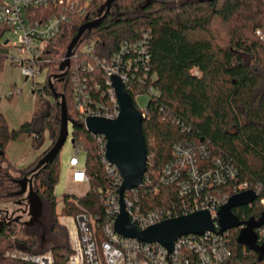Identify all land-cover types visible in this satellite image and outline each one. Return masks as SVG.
<instances>
[{
  "label": "trees",
  "instance_id": "trees-1",
  "mask_svg": "<svg viewBox=\"0 0 264 264\" xmlns=\"http://www.w3.org/2000/svg\"><path fill=\"white\" fill-rule=\"evenodd\" d=\"M105 3L106 0H81L78 8L67 9L71 22L46 46V94L53 95L49 86V79L54 76L52 69L60 71L79 27L98 18ZM45 10L47 14L53 9ZM106 16L81 37L64 78L53 77L54 88L64 89L60 93L65 95L68 117L74 122L73 144L77 150L86 151L90 189L81 196L65 193L62 209L57 212L55 186L60 177V153L38 167L33 189L40 195L41 214L45 211L46 218L24 222L0 209V239L6 242L3 256L13 249L35 254L52 250L57 264H64L71 244L60 217H78L82 212L104 216V198L109 191H118L106 172L98 137L85 128L83 116L76 110L73 88L74 79L80 77L91 90L92 102L106 101L102 92L109 88L106 67L110 64L119 65L121 71L128 73L130 81L126 86L133 100L137 93L147 94L153 87L142 124L148 150L144 179H149L138 190L142 210L167 206L181 209L185 198L192 201L179 195L178 179L166 184L160 181L165 167L177 159L176 146L183 143L192 145L201 173L209 168L224 172L227 182L208 185L207 191L230 198L239 185L246 183L259 196L251 205L235 208L234 213L241 220L264 215V0H115ZM258 31L262 34L258 35ZM143 39L145 55L139 48L121 51L123 44H136ZM89 46L93 49L88 50ZM3 65L0 60V67ZM49 102L46 112L35 113L18 129L11 128L0 111V201L21 200L25 204L27 198L25 193L20 194V179L32 172L59 137L62 105L59 97ZM45 131L50 133L48 147L35 163L17 169L7 158L8 142L27 133L33 147L41 148L46 141ZM175 168L182 178L188 177L187 168ZM228 171L235 175L230 176ZM130 194L133 192L127 193ZM37 222L42 223L39 229L25 227L26 223ZM263 228L264 225L256 231ZM240 229L229 231L234 255L226 264H264L256 251L238 243ZM260 239L261 236L259 243L264 244Z\"/></svg>",
  "mask_w": 264,
  "mask_h": 264
},
{
  "label": "built area",
  "instance_id": "built-area-1",
  "mask_svg": "<svg viewBox=\"0 0 264 264\" xmlns=\"http://www.w3.org/2000/svg\"><path fill=\"white\" fill-rule=\"evenodd\" d=\"M81 0H0V60L2 63L9 60L12 65H17L28 81L35 85L39 83L38 78H47L49 58L44 44L46 41L56 38L62 27L71 22L69 10L78 8ZM53 9L46 14L45 9ZM81 12L84 8L80 7ZM9 32L16 36L13 41ZM146 36V35H145ZM139 41L136 44L121 46L124 49L139 48L141 54L145 55V43ZM139 44L143 46L137 47ZM93 47L89 46L88 50ZM120 54H115L118 60ZM108 73V89L102 92L106 101L92 102V94L87 83L80 77L73 81L74 102L83 122L88 117L100 116L115 119L120 114V102L118 101L114 87H112V75H120L125 86L129 83L128 73L121 71L119 65L106 67ZM127 87V86H126ZM151 87L147 94L151 93ZM141 93H137L140 95ZM145 94V93H143ZM133 100V99H132ZM135 100V99H134ZM92 102V103H91ZM91 103V104H89ZM137 108L145 116L144 107L134 101ZM95 135V134H94ZM101 144L105 169L118 186V191H109L105 200V214L96 216L82 212L78 217H64L63 222L67 225L70 236L71 250L66 256L64 264H226L234 255L230 245L229 231L218 234L216 231H208L204 234H185L179 237L173 250L167 249L160 242L149 243L121 235L115 228V221L121 211L120 188L123 182L121 172L116 166L105 157L106 139L104 135H96ZM38 134L35 135V138ZM177 159L165 167V175L160 181L164 184L179 180V195L190 197L192 201L182 202L181 209L176 207H154L150 210H142L139 205L138 190L149 183V179H143L139 187L127 191L124 194L126 209L134 225L140 229H146L153 224L167 220V218L178 217L182 214H189L195 210H210L214 223L218 226L219 209L229 200L226 194L214 195L208 185H222L226 183L223 171L209 168L201 173L196 166V154L190 144L179 143L176 146ZM70 159L72 177L68 186L69 193L77 196L85 194L89 189L90 176L86 172V163L81 166L77 155ZM218 164L220 162H217ZM176 165L187 168L188 177L182 178L179 175ZM174 166V167H173ZM234 176L233 171H228ZM86 190H85V188ZM84 188V189H83ZM85 190V191H83ZM249 190L248 185L242 184L237 187V192ZM133 192V195H127ZM204 192V194H203ZM203 194L202 196H200ZM264 206V199L261 200ZM181 210V211H180ZM0 214V221L2 220ZM219 229V227H218ZM264 242V228L257 232ZM257 235V236H258ZM259 236V237H260ZM260 239V240H261ZM261 244V243H260ZM4 258L10 261H17L19 264H57L52 250L35 254L20 249L7 250Z\"/></svg>",
  "mask_w": 264,
  "mask_h": 264
},
{
  "label": "water",
  "instance_id": "water-1",
  "mask_svg": "<svg viewBox=\"0 0 264 264\" xmlns=\"http://www.w3.org/2000/svg\"><path fill=\"white\" fill-rule=\"evenodd\" d=\"M114 1L106 0V3L99 10V17L79 27L78 32L69 43L66 56L60 65V71L62 72L54 74L49 79V86L52 89L54 97L61 98L62 123L57 141L51 150L39 160L33 171L38 167L50 163L60 153L69 135V123L74 124L68 117L65 95L56 91L53 77L64 78L66 75L65 69L71 65V55L81 37L86 30L97 27L102 23V20L110 12ZM111 80L112 87H114L118 101L120 102L121 109L119 116L115 119L92 116L88 117L83 125L92 135H104L107 144L105 157L116 166L123 177L122 186L119 191L121 211L115 221L117 231L124 237L136 238L149 243L160 242L171 251L177 239L182 235L204 234L210 230L222 235L227 230L241 227L238 243L247 246L252 251H256L258 253V260L263 261L264 244L259 243L256 229L264 225V215L258 219L252 216L248 220H241L234 213V209L238 208V206L251 205L258 198L259 194L254 189L237 192V194H234L223 204L219 209L218 226L214 223L210 210H195L193 213L167 218V220L153 224V226H149L146 229H140L134 225L126 209L124 194L129 190L139 187L147 172L148 150L142 128L145 116L137 108L134 100H132L121 76L112 75ZM33 180L28 175L20 179L22 186L20 194H26L29 204V214L33 218L32 222H35L40 218L39 215L42 213L43 203L40 195L33 189Z\"/></svg>",
  "mask_w": 264,
  "mask_h": 264
},
{
  "label": "rangeland",
  "instance_id": "rangeland-1",
  "mask_svg": "<svg viewBox=\"0 0 264 264\" xmlns=\"http://www.w3.org/2000/svg\"><path fill=\"white\" fill-rule=\"evenodd\" d=\"M262 34V31H258V35ZM14 41L16 36L10 34ZM48 41L44 44L48 45ZM80 63H78L79 65ZM58 65V63H57ZM58 69L53 68L52 74H59ZM39 83L35 85L33 81H28L26 77L22 74L21 69L17 65H12L9 60L4 62V65L0 67V111L3 113L6 120H8L11 128L18 129L21 124L27 120H31L35 113L46 112L49 109V101L53 100V95L46 94L43 87L46 83L47 78L45 76H40L38 78ZM58 93L63 92V87L56 90ZM139 106L146 107L149 102L148 94H140L135 97ZM59 103H61V98L59 97ZM74 127L73 124L69 123V135L65 140L64 147L60 152V177L55 186V192L57 196V206L56 211L60 212L63 206V195L67 193L68 186L72 177V168L70 165V158L76 155L77 147L73 144L74 138ZM46 132V141L41 148H35L32 145L31 138L27 133H22L18 139H12L8 142L6 146L7 158L15 164L17 169L23 170L24 168L30 166L36 162L37 157L42 153V151L48 147L50 143V133ZM80 159V165L83 166L86 163V151L83 149L77 155ZM32 169L31 171H33ZM85 188V187H84ZM83 188V189H84ZM86 190V188H85ZM83 190V191H85ZM0 208L3 213L8 216H14L20 218L22 221H29L31 215L26 212L28 207L23 204L21 200L13 201H0ZM45 211L43 214L39 215L40 218L44 219ZM60 217V223L68 230L67 225L62 221ZM42 223H26L25 227L31 229H39ZM69 231V230H68ZM70 232V231H69ZM0 264H7L4 261V256L1 251L4 249L6 242L0 240ZM13 264H19L17 261L13 260Z\"/></svg>",
  "mask_w": 264,
  "mask_h": 264
},
{
  "label": "flooded vegetation",
  "instance_id": "flooded-vegetation-1",
  "mask_svg": "<svg viewBox=\"0 0 264 264\" xmlns=\"http://www.w3.org/2000/svg\"><path fill=\"white\" fill-rule=\"evenodd\" d=\"M62 71H60V73H61ZM35 172L34 171H32V172H30V173H28L27 175L29 176V178H35ZM25 204H26V206L28 207V209H27V211L26 212H29V204H28V202H27V200H25Z\"/></svg>",
  "mask_w": 264,
  "mask_h": 264
},
{
  "label": "crops",
  "instance_id": "crops-1",
  "mask_svg": "<svg viewBox=\"0 0 264 264\" xmlns=\"http://www.w3.org/2000/svg\"><path fill=\"white\" fill-rule=\"evenodd\" d=\"M63 219H64V218H62V221H63ZM0 240H2V239H0ZM2 242H3V240H2ZM0 243H1V242H0ZM4 261H6L7 264H13V263H12L13 261H10V260H8V259H6V258H4Z\"/></svg>",
  "mask_w": 264,
  "mask_h": 264
}]
</instances>
